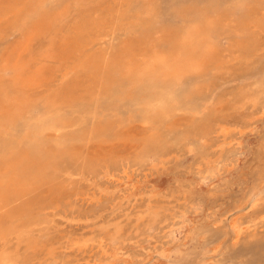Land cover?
I'll return each instance as SVG.
<instances>
[{
    "label": "rangeland",
    "instance_id": "1",
    "mask_svg": "<svg viewBox=\"0 0 264 264\" xmlns=\"http://www.w3.org/2000/svg\"><path fill=\"white\" fill-rule=\"evenodd\" d=\"M18 45L0 264H264V0H0Z\"/></svg>",
    "mask_w": 264,
    "mask_h": 264
},
{
    "label": "bare ground",
    "instance_id": "2",
    "mask_svg": "<svg viewBox=\"0 0 264 264\" xmlns=\"http://www.w3.org/2000/svg\"><path fill=\"white\" fill-rule=\"evenodd\" d=\"M3 4V3H2ZM68 9V8H67ZM98 9V8H97ZM70 10V9H69ZM68 10V11H69ZM139 14L140 15H143L144 13L143 12H139ZM82 16V15H81ZM85 17V16H84ZM41 23H42V21H41ZM102 24V23H101ZM19 25V24H18ZM21 25V24H20ZM86 25V24H85ZM95 25V24H94ZM158 25V24H157ZM198 26H200V25H198ZM11 27V26H10ZM54 27V26H53ZM52 27V28H53ZM87 27V26H86ZM85 27V28H86ZM90 27V26H89ZM197 31V33H198V31H199V33H201L202 35L206 32V29H201L200 27H197V28H195L194 30H192V31H189V32H187L186 33V35H187V37H190V38H192V37H194V32H196ZM194 40V42H193V49H182V48H178V51H176L175 53H176V55L177 56H175L176 57V63L177 64H180L181 63V65L184 63V59L183 58H185V60L187 61L186 63L190 66V68L193 66V68L198 64V62H199V59L202 57V56H204V55H206V54H208L209 53V51H210V46L209 45H206L205 43H202V40L201 39H199V38H195V39H193ZM203 44H205V45H203ZM248 44V43H247ZM72 46V45H71ZM82 46V45H81ZM89 49V48H88ZM257 49V48H256ZM78 50V49H77ZM80 50V49H79ZM20 48H19V45H18V47H15L14 49H12V52H10L9 51V53H7V56H5L4 58H3V67H2V69H0V72L1 73H7V74H9V75H12L14 78H16L17 79V81H19V79H24V77H25V68H24V64L23 63H26V62H24V60H23V56L21 55L20 56ZM78 52V51H77ZM80 52H81V50H80ZM80 55V54H79ZM77 56V55H76ZM72 57V56H71ZM229 58V57H228ZM160 60V59H159ZM179 60V61H178ZM157 62H160V61H157ZM77 63V62H76ZM187 64H185V66L187 65ZM163 66H165V65H163ZM1 68V67H0ZM68 68V67H67ZM86 68V67H85ZM97 73V72H96ZM87 74H88V72H87ZM95 74V73H94ZM159 74H161V73H159ZM30 78V77H29ZM86 79H87V77H86ZM152 79V78H151ZM67 80V79H66ZM69 80V79H68ZM82 80V79H81ZM22 82V81H21ZM24 83V82H23ZM87 83H88V81H87ZM33 84V83H32ZM62 84V83H61ZM70 84V83H69ZM216 84V83H215ZM84 85H86V81H85V84ZM83 85V86H84ZM80 86V85H79ZM212 86V85H211ZM30 87V86H29ZM68 87V86H67ZM74 88H75V85L73 86ZM79 88V87H78ZM78 88H76V89H78ZM81 88V87H80ZM149 90H151L150 88H148ZM153 90V89H152ZM66 91V90H65ZM70 91V90H69ZM69 91H66V92H69ZM76 91V90H75ZM80 91V90H79ZM79 91H78V93H79ZM84 91V90H83ZM100 91V90H99ZM61 92V91H60ZM82 92V91H81ZM31 93V92H30ZM35 93V92H34ZM77 93V92H76ZM65 94V93H64ZM68 94V93H67ZM80 94V93H79ZM104 94H106V93H104ZM103 94V95H104ZM110 94V90H109V93L107 92V95H109ZM37 95H39V94H37ZM69 95V94H68ZM76 96H77V94H76ZM99 96V95H98ZM85 97V96H84ZM78 98V97H77ZM89 98V97H88ZM151 97H149V99H150ZM80 99V98H79ZM92 99V98H91ZM243 99V98H242ZM209 100V99H208ZM89 101V100H88ZM98 101V100H97ZM172 101L173 102H177V103H181V104H183L184 105V103H185V105L187 106V107H189L188 106V104L190 103V101L188 100V99H177V100H175V99H172ZM205 101V100H204ZM208 102V101H207ZM211 103H212V101H210ZM206 103V102H205ZM209 104V103H208ZM207 104V105H208ZM213 104V103H212ZM211 104V105H212ZM190 107H192L191 105H190ZM200 107H202L203 108V101H202V103H201V105H200ZM205 107H206V105H205ZM241 107V106H240ZM211 108V107H210ZM208 111V110H207ZM97 112V111H96ZM199 113V112H198ZM202 114V113H201ZM209 116V115H208ZM110 117V116H109ZM112 119V118H111ZM73 120H74V118H73ZM72 120V121H73ZM220 120V119H219ZM210 121V120H209ZM209 125V124H208ZM7 127V126H6ZM1 128V127H0ZM8 128V127H7ZM218 128V127H217ZM74 129V128H73ZM212 129V128H211ZM5 131V130H4ZM204 131V130H203ZM184 132V131H183ZM65 133V132H64ZM191 133V132H190ZM208 134V133H207ZM90 135H91V133H90ZM93 135V134H92ZM199 136V135H198ZM90 138V137H89ZM151 145V144H150ZM33 147H34V145H33ZM34 149V148H33ZM150 151V150H149ZM148 151V152H149ZM153 151V150H152ZM34 154H36L37 153V149H36V147H35V149L32 151ZM34 154L32 155V157H34ZM149 154V153H148ZM147 154V155H148ZM24 155V157H22V156H20V161H26L27 160V154L25 155V154H23ZM163 155V154H162ZM159 156V155H158ZM35 160V159H34ZM47 160L46 159H44L42 162H44V164L45 165H47V163L48 162H46ZM34 165H35V163H34ZM39 173V172H38ZM13 179V178H12ZM13 180H15V179H13ZM8 182V181H7ZM10 183H12V182H10ZM14 183V182H13ZM10 186H12V185H9V187ZM6 188H7V185H6ZM5 195V194H4ZM3 195V197L1 196V198H0V205H2L3 203H5V202H8L9 201V197L10 196H8V195H5L4 196ZM41 202V201H40Z\"/></svg>",
    "mask_w": 264,
    "mask_h": 264
}]
</instances>
